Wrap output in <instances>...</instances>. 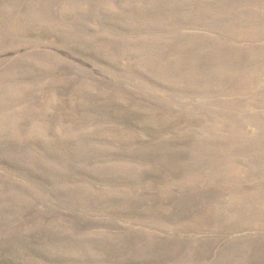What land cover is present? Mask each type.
<instances>
[{
	"label": "rangeland",
	"instance_id": "1",
	"mask_svg": "<svg viewBox=\"0 0 264 264\" xmlns=\"http://www.w3.org/2000/svg\"><path fill=\"white\" fill-rule=\"evenodd\" d=\"M0 264H264V0H0Z\"/></svg>",
	"mask_w": 264,
	"mask_h": 264
}]
</instances>
